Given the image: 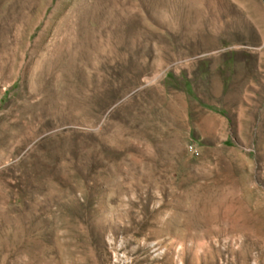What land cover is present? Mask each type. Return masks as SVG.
I'll return each instance as SVG.
<instances>
[{"label": "rangeland", "instance_id": "374dc122", "mask_svg": "<svg viewBox=\"0 0 264 264\" xmlns=\"http://www.w3.org/2000/svg\"><path fill=\"white\" fill-rule=\"evenodd\" d=\"M0 264H264V0H0Z\"/></svg>", "mask_w": 264, "mask_h": 264}]
</instances>
